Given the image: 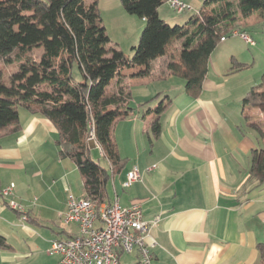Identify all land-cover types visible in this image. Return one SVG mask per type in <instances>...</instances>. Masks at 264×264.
Instances as JSON below:
<instances>
[{
  "label": "crops",
  "instance_id": "obj_1",
  "mask_svg": "<svg viewBox=\"0 0 264 264\" xmlns=\"http://www.w3.org/2000/svg\"><path fill=\"white\" fill-rule=\"evenodd\" d=\"M110 3L106 7L116 20L131 26L124 29L123 43L132 48L145 22L127 17L117 1ZM158 14L168 19L161 7ZM235 17L233 31L248 35L246 18ZM180 46L172 41L165 55L152 62L148 76L136 75L142 68L124 69L108 86L111 92L129 91L131 104L133 95L140 97L136 110L119 121L121 131H115L119 122L113 127L112 140L126 164L109 182L110 203L139 204L144 220L158 219L147 237L150 264H259L264 160L253 174L252 153L259 150L255 131H245L244 125L249 130L255 123L248 121L242 104L253 82L236 79L241 72L229 70L233 58L221 63L210 55L201 93L192 98L184 92L185 81H175L177 76L166 69ZM161 95L165 106L157 116L153 110ZM56 140L49 120L22 108L17 122L2 130L0 189L13 184L12 199L23 212L0 198V237L8 245L0 247V264H60L58 255L48 253L51 243L78 233L76 225L63 224L60 217L69 197L84 196L82 181L73 162L60 158ZM91 140L101 153L94 138L88 146ZM133 166L140 181L124 188ZM118 264H140V256L137 251L120 254Z\"/></svg>",
  "mask_w": 264,
  "mask_h": 264
},
{
  "label": "trees",
  "instance_id": "obj_2",
  "mask_svg": "<svg viewBox=\"0 0 264 264\" xmlns=\"http://www.w3.org/2000/svg\"><path fill=\"white\" fill-rule=\"evenodd\" d=\"M166 2L120 0L127 14L145 22L138 44L132 48L133 56L127 58L116 48L106 49L111 41L100 19L97 0H0V63L10 60L18 68L8 83L0 70V137L4 128L17 122L19 108L40 114L56 128L59 156L76 166L84 197L109 204V182L126 164L112 140L113 127L136 110L130 92L123 87L111 92L110 82L124 69L142 68L136 75L148 76L152 62L165 55L172 41H178L179 55L167 63L166 69L182 78L184 92L196 98L210 55L222 37L234 32L235 16L246 18L259 12L264 17V0H208L184 27H171L158 14ZM38 49L42 52L36 58ZM74 68L81 80L73 79ZM241 70L243 66L237 65L231 71ZM242 104L247 119L248 110L264 107V74ZM164 106L160 102L153 112L160 115ZM153 127L157 130L159 124L154 122ZM91 131L109 169L90 155ZM263 152L252 153L253 174L261 169ZM6 246L0 237V247ZM260 251L259 264H264V244Z\"/></svg>",
  "mask_w": 264,
  "mask_h": 264
},
{
  "label": "built area",
  "instance_id": "obj_3",
  "mask_svg": "<svg viewBox=\"0 0 264 264\" xmlns=\"http://www.w3.org/2000/svg\"><path fill=\"white\" fill-rule=\"evenodd\" d=\"M202 1L205 3L208 0ZM166 3L177 14L191 11L189 5L178 0H167ZM231 36H238L245 43L253 44L251 38L243 32ZM224 40L225 37H222L221 41ZM139 181V170L133 166L126 175L123 187L130 188ZM13 188V184L1 188L0 198L7 199L6 204L10 209L22 213V206L12 199ZM60 219L63 224H74L78 228L76 236L51 243L48 253L58 255L60 264H118L120 254L133 251L138 252L140 264H150L152 261L147 237L158 219L144 220L139 204L121 207L117 200L109 204H98L84 196H71Z\"/></svg>",
  "mask_w": 264,
  "mask_h": 264
},
{
  "label": "rangeland",
  "instance_id": "obj_4",
  "mask_svg": "<svg viewBox=\"0 0 264 264\" xmlns=\"http://www.w3.org/2000/svg\"><path fill=\"white\" fill-rule=\"evenodd\" d=\"M117 1L120 4V0H97V8L100 15V19L102 21L103 26L106 29V33L110 38V44L107 45L106 49L109 51L113 48L118 49L121 51L127 58H131L133 56L132 48L138 44L139 37L137 42L132 45V48L127 45V43H123L125 37L124 29L125 27L130 28L131 26L122 21V19H117L114 15L115 13L112 10H108L106 7L110 2ZM183 1L189 7H191V11L189 13L184 14H177L174 10L170 9L167 3L161 6V11L164 15L168 18L165 19V24L170 25L171 27L179 26L184 27L187 22L193 18L196 14L199 13L200 10L204 8V2L202 0H178ZM121 5V4H120ZM122 7V6H121ZM114 10V9H113ZM132 17L133 19H138L135 16H127ZM135 20V21H136ZM245 29L248 33V36L253 41V44H246L240 37H231L229 36L226 43L219 42L218 46L216 47L215 51L211 54L212 59L217 62L226 61L227 59L233 58L232 64L230 66V71L233 69L234 66L241 65L243 66V70H241V74L238 76L240 80H248L252 81L254 86H258L262 81V76L264 74V17H261V14L254 13L249 17H246L245 20ZM125 25V26H123ZM144 28V27H143ZM143 30V29H142ZM237 31V30H236ZM141 32V31H140ZM240 33L239 31H237ZM140 36V35H139ZM119 44H125L124 48H122ZM131 48V49H130ZM42 49H38L36 52V58H39ZM179 54H177L178 57ZM172 60H174L172 58ZM230 62L229 60L227 61ZM222 63V62H221ZM17 66L7 60V62L0 63V70L2 71V78L3 80L8 83L10 76L17 71ZM229 70L227 72H229ZM73 79L74 80H81V76L76 68L73 69ZM183 81L182 78L176 77L175 81ZM162 85L164 82H161ZM185 85V84H184ZM133 91L137 89H132ZM135 94V93H134ZM134 99L132 102V106L137 108L136 103L140 102V97L138 94L133 95ZM164 96L161 95L160 99L157 101L156 107L159 105L160 102H163ZM247 110V109H246ZM248 121L255 123L257 128H250L244 125L245 131H255L254 137V145L256 149L264 150V107H254L248 110ZM243 122L246 120L243 119ZM119 126H117L115 131H121V123L119 122ZM89 145V143H88ZM90 155L92 159L97 162L101 167L105 169H109V162L108 160L100 153L99 149L94 145V143L90 142ZM110 197L113 198V193L110 192Z\"/></svg>",
  "mask_w": 264,
  "mask_h": 264
},
{
  "label": "bare ground",
  "instance_id": "obj_5",
  "mask_svg": "<svg viewBox=\"0 0 264 264\" xmlns=\"http://www.w3.org/2000/svg\"><path fill=\"white\" fill-rule=\"evenodd\" d=\"M237 33H238L237 31H234V32L231 33V35H237ZM93 134H94L93 131H91L92 138H93Z\"/></svg>",
  "mask_w": 264,
  "mask_h": 264
}]
</instances>
